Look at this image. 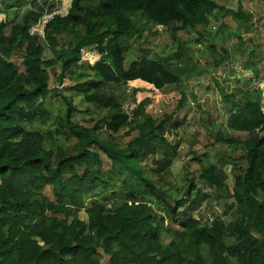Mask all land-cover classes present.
Instances as JSON below:
<instances>
[{
	"label": "trees",
	"instance_id": "obj_1",
	"mask_svg": "<svg viewBox=\"0 0 264 264\" xmlns=\"http://www.w3.org/2000/svg\"><path fill=\"white\" fill-rule=\"evenodd\" d=\"M70 1L65 15L48 0H26L22 13L0 8V264H264L258 91L225 94L217 82L232 137L208 114L214 141L204 149L242 153L194 154L198 179L180 190L171 182L189 119L185 48L195 38L200 49L212 42V21L233 15L238 27L224 34L221 54L208 47L206 67L186 69L187 81L237 60L264 91V14L244 10L264 9V0H237L236 10L213 0ZM182 35L189 40L181 44ZM164 36L179 46L168 63L146 47ZM215 201L226 215L237 209V219L195 216Z\"/></svg>",
	"mask_w": 264,
	"mask_h": 264
},
{
	"label": "rangeland",
	"instance_id": "obj_2",
	"mask_svg": "<svg viewBox=\"0 0 264 264\" xmlns=\"http://www.w3.org/2000/svg\"><path fill=\"white\" fill-rule=\"evenodd\" d=\"M213 1L217 2L219 5L225 6L229 10H236L237 8V0ZM48 2H53L55 6L54 8L59 9V12L63 11L64 15L68 13V10L71 5L70 0H48ZM27 4L28 3L26 2V0L18 4L15 2V0H6L5 2H3V0H0L1 10L7 9L10 13L15 12L16 10H20V13H22L24 10H26ZM244 10L251 13H257L261 16L264 14V9L260 5L255 7L251 4H244ZM51 17L52 16L45 17V22L43 23V25L46 23V20ZM257 18L258 17L255 16V21L257 20ZM4 20H6V16L0 14V21ZM235 20L236 19L233 15H229L223 21L217 22L213 20L211 28L214 33V38L210 39V41L212 42L204 40V42H201L202 48L200 49L196 38L193 39L192 43H189L188 46L185 48V54L181 60L183 67L180 73L184 77V80L186 82L185 84L188 86V105L185 107L184 110L189 114V119L187 127L185 129V143L180 149L179 158L177 159L172 170V181L170 180L174 185L177 186L179 190L185 188L184 186L187 183V180L191 178L198 179L199 173L202 170V166L199 165L197 161L193 160L194 154L199 155L207 152L210 154L209 157H216L218 156V154L237 156L242 153L241 150L230 151L229 149H225V146L223 145H217L215 149H209L208 151L204 149L206 142L213 143L214 141V134L212 133V131H208L206 129V126L208 125L206 117L208 116V114L212 115L215 119L220 118L222 124L220 125V131L227 138L232 137V135L226 130V123L228 119L227 108L225 101L222 97L223 92L218 86V83L225 89V94L232 92L244 93L258 91L262 96V106L264 109V91L262 90V88L259 87V84L262 83L261 80H257L255 78V75L251 71L244 70L242 65L237 60L224 64L214 73V75L206 74L202 78L195 77L187 81L186 69L191 70L193 67L203 69L206 67V62L209 59V54L206 50L208 49V47L210 48V46L214 45V47L217 49V53L221 54L224 42V34L232 32L238 27V25L236 24L237 22H235ZM43 25L40 28L37 27V29H34L32 33L42 34L44 28ZM139 40L136 41L135 39V41H132L135 46L134 48H138V46L142 45V39ZM185 40L189 39L186 37V35H182L179 41L182 44ZM146 47L154 49L152 50L154 52L153 55L155 53H159L161 55V59L167 62V57L172 56L177 51L179 46L177 42L174 41L173 43L172 40L168 38V36H164L161 37V39H152L150 42H147ZM137 56L138 54H136L134 51L131 52V55L129 54V58L132 59H136ZM99 58V56L94 55L90 62L94 64L99 60ZM170 70L175 73L179 71L177 66L172 67ZM113 93L115 96L121 99L125 96L120 90ZM67 94L72 95L75 103L78 105V108L81 112L86 110V108L82 106L81 97L79 95L73 92ZM129 98L130 95L128 94L127 98L125 99L127 100ZM133 106V103H128L125 109L130 111ZM57 107L58 105L56 104L55 108ZM160 109L161 107H159L158 102L153 103V105L150 107V110L153 111V113H156ZM129 139H127V141ZM205 165L206 164L203 163V166ZM116 174L119 177H126L120 172V170H117ZM186 174H188V178L185 177ZM233 182V178L229 179L228 183L230 187H232ZM119 189L120 188H117L118 191ZM173 192L180 198L179 191L173 190ZM47 194L51 195L49 191H47ZM99 199L101 200V198ZM225 211V202L215 201L213 210H211V207L210 205H208V203H205L202 206V209L195 213V216L200 217L202 214H206L207 218L211 217L212 219L214 217V214H218L219 216H222L224 222L227 224L233 220H236L239 216V211L237 209H235L228 215H226ZM80 218L83 221H88L87 215L83 211L80 212Z\"/></svg>",
	"mask_w": 264,
	"mask_h": 264
},
{
	"label": "built area",
	"instance_id": "obj_3",
	"mask_svg": "<svg viewBox=\"0 0 264 264\" xmlns=\"http://www.w3.org/2000/svg\"><path fill=\"white\" fill-rule=\"evenodd\" d=\"M94 55H86V57H85V59H84V62H86V61H91L92 60V57H93Z\"/></svg>",
	"mask_w": 264,
	"mask_h": 264
}]
</instances>
